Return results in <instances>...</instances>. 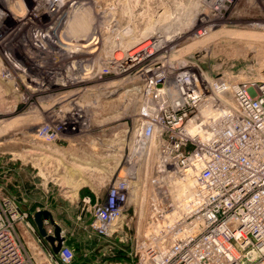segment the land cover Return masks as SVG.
<instances>
[{"label":"rangeland","instance_id":"rangeland-1","mask_svg":"<svg viewBox=\"0 0 264 264\" xmlns=\"http://www.w3.org/2000/svg\"><path fill=\"white\" fill-rule=\"evenodd\" d=\"M9 1L0 0V69H10L0 70V214L47 210L74 245L79 198L116 177L144 113L139 64L115 66L131 39L154 30L159 61L174 50L206 75H264V0H60L55 16L39 0ZM15 229L34 253L26 227Z\"/></svg>","mask_w":264,"mask_h":264},{"label":"built area","instance_id":"built-area-1","mask_svg":"<svg viewBox=\"0 0 264 264\" xmlns=\"http://www.w3.org/2000/svg\"><path fill=\"white\" fill-rule=\"evenodd\" d=\"M160 51L138 65L144 113L116 177L78 200L82 241L52 217H41L42 235L39 209L31 220L9 205L0 264H264V75H206L174 50L159 61Z\"/></svg>","mask_w":264,"mask_h":264},{"label":"bare ground","instance_id":"bare-ground-1","mask_svg":"<svg viewBox=\"0 0 264 264\" xmlns=\"http://www.w3.org/2000/svg\"><path fill=\"white\" fill-rule=\"evenodd\" d=\"M36 1V0H35ZM60 0H39L37 2V7L36 9L38 10H45L46 13H48V15L50 16H55V14L52 13L51 11V8L54 6L55 8L56 7H59V5H61V3L59 2ZM230 2L231 0H210L209 5L211 4H215V8H219V7H222L225 2ZM2 3L3 4H9L10 1L9 0H2ZM207 3V2H206ZM36 6V5H35ZM1 9V8H0ZM38 10V11H39ZM3 12V11H2ZM65 13V12H64ZM169 16V15H168ZM165 17V16H164ZM160 18V17H159ZM158 18V19H159ZM170 18V17H169ZM165 20V19H163ZM158 22V21H156ZM154 26V25H153ZM151 27V26H150ZM149 28V27H148ZM155 28V26L153 27V29ZM158 28V27H157ZM150 29V28H149ZM148 29V30H149ZM156 29V28H155ZM160 29V28H159ZM166 29V28H165ZM19 30V29H18ZM17 30V31H18ZM169 30V29H168ZM157 31H159L157 29ZM170 32V31H169ZM168 32V33H169ZM142 33V32H141ZM140 33V34H141ZM120 35V34H119ZM9 36V35H8ZM170 36V35H169ZM13 37V35L11 34L10 37H7V38H4L6 40L8 39H11ZM140 38H147L146 41H144L143 43L141 44H138L137 46H134L136 43H139V38H136V39H131V42L130 44L128 45L129 48H132L130 49L129 53H128V56L125 58L124 56L126 55V53L122 54L119 59L116 60L115 62V66H116V69L118 70L117 72L118 73H122L123 71H127L128 69H131V67H135L137 66L138 64H140L141 62L145 63V60H148V56L146 53H149L151 55L154 54V52L161 48V44H162V38L160 35L157 34L156 31L154 30H149V31H145L141 36ZM133 40V41H132ZM3 41V40H2ZM9 41V40H8ZM166 41V40H165ZM8 43V42H7ZM6 43V44H7ZM3 45V44H2ZM34 45V44H33ZM126 45V46H127ZM35 46V45H34ZM38 46V45H37ZM40 46V45H39ZM47 46V45H46ZM44 47V46H43ZM125 48V47H123ZM128 48V47H127ZM37 49V48H36ZM39 49V48H38ZM50 49V48H49ZM6 50V49H5ZM126 50V49H125ZM124 51V50H123ZM126 59V60H125ZM150 59V58H149ZM147 62V61H146ZM3 70L6 71V69L10 70L8 67H3L2 68ZM0 69V70H2ZM7 70V71H8ZM4 71V72H5ZM149 72V70H148ZM20 76V75H19ZM5 92V91H4ZM26 96V95H25ZM76 108V107H75ZM80 109V108H79ZM65 116V115H64Z\"/></svg>","mask_w":264,"mask_h":264},{"label":"water","instance_id":"water-1","mask_svg":"<svg viewBox=\"0 0 264 264\" xmlns=\"http://www.w3.org/2000/svg\"><path fill=\"white\" fill-rule=\"evenodd\" d=\"M41 217L51 219V215H50V213H49L47 210H39V211H37V212L35 213V215H34V221H35V223H36V225H37V228H38L39 232H40L42 235H44V230H43V228L41 227ZM55 238H56V240H57V244L53 246V251H54V252H57L58 249H59V246H60V242H61V240H62L61 237H59V235H58V227H57V226L55 227ZM47 239H48L51 243H52L53 240H54V238L51 237V236H48Z\"/></svg>","mask_w":264,"mask_h":264}]
</instances>
